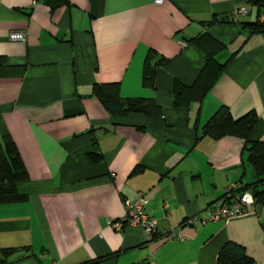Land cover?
<instances>
[{
    "label": "crops",
    "instance_id": "crops-1",
    "mask_svg": "<svg viewBox=\"0 0 264 264\" xmlns=\"http://www.w3.org/2000/svg\"><path fill=\"white\" fill-rule=\"evenodd\" d=\"M240 5L248 13L231 19ZM257 12L245 0H0V137L27 173L16 182L23 197L0 202V248H15L0 264H214L227 239L264 264V202L184 223L253 178L242 138L195 132L225 104L233 117L254 110L248 136L264 140V30L247 24ZM212 15L222 19L207 24ZM201 32L222 43L215 57L226 63L199 100L173 105V81L191 83L203 63L189 39ZM148 49L167 58L153 86L140 80ZM105 81L122 97H152L162 113L112 117L92 91ZM139 195L156 222L149 236L108 222ZM176 227L181 236L168 237Z\"/></svg>",
    "mask_w": 264,
    "mask_h": 264
},
{
    "label": "trees",
    "instance_id": "trees-1",
    "mask_svg": "<svg viewBox=\"0 0 264 264\" xmlns=\"http://www.w3.org/2000/svg\"><path fill=\"white\" fill-rule=\"evenodd\" d=\"M50 4L62 3L65 0H44ZM250 5L255 6L256 11L264 7V0H245ZM258 13V12H257ZM217 19L212 15L207 24L213 23ZM250 31L264 30V24L255 19L247 23ZM196 42L203 53V63L191 83L185 84L174 80L171 87L172 104L177 106H187L192 100H199L207 90L210 89L217 77L222 72L226 60L219 61L215 53L222 48V43L206 32H201L189 38ZM161 54H156L153 49H148L144 55L141 69V84L153 86L154 69L156 65L166 62ZM5 61V57L0 55V64ZM93 93L100 103L112 117L124 116L130 112H142L146 115H160L162 106L152 97L147 96H126L122 97L118 92L117 81L95 82L92 86ZM256 119V113L250 109L239 116L233 117L227 105L219 104L195 132V137L208 135L217 138L222 135H236L243 140L245 151V161H247L253 172L250 181L240 183L230 189V194H222L224 198H230L236 192L248 190L253 203L264 202V140L250 139L249 130ZM88 158L94 162L100 158L96 152H89ZM27 177L26 169L20 158L14 142L7 136L0 137V202L13 201L23 197L16 190V182ZM15 248H0V261L11 254ZM87 262V261H86ZM141 264H148L143 262ZM214 264H256L254 259L246 252L244 246L236 241L227 239L219 246Z\"/></svg>",
    "mask_w": 264,
    "mask_h": 264
},
{
    "label": "built area",
    "instance_id": "built-area-1",
    "mask_svg": "<svg viewBox=\"0 0 264 264\" xmlns=\"http://www.w3.org/2000/svg\"><path fill=\"white\" fill-rule=\"evenodd\" d=\"M248 13V8L245 5L236 6L231 12V19L236 20L240 15ZM258 22L264 24V7L258 11L256 15ZM7 37L11 40H23L24 33L21 30H10ZM179 43H183L179 41ZM233 185L225 188V195L230 194V189ZM147 199L143 195H139L133 199L123 200V211L114 220H108L113 228L118 229L123 224H138L142 226L146 234L149 236L156 230V222L147 214L144 205ZM253 197L248 190L236 192L230 198H221L213 206L206 210L204 216H189L185 219L184 223H193L195 221L205 222L206 220H216L219 218H226L234 216L243 212L244 208L253 203ZM168 237H180L181 233L179 227L171 228L167 232Z\"/></svg>",
    "mask_w": 264,
    "mask_h": 264
}]
</instances>
